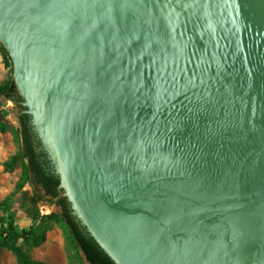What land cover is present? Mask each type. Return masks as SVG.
<instances>
[{"label":"water","instance_id":"water-1","mask_svg":"<svg viewBox=\"0 0 264 264\" xmlns=\"http://www.w3.org/2000/svg\"><path fill=\"white\" fill-rule=\"evenodd\" d=\"M0 41L117 264H264V0H0Z\"/></svg>","mask_w":264,"mask_h":264},{"label":"trees","instance_id":"trees-1","mask_svg":"<svg viewBox=\"0 0 264 264\" xmlns=\"http://www.w3.org/2000/svg\"><path fill=\"white\" fill-rule=\"evenodd\" d=\"M4 55L11 59L6 49ZM0 98L13 101L20 112L17 133L21 141V148L17 154L9 156L4 161V165L9 169L17 160L21 159L22 171L18 184L21 197L32 206H36L39 202H48L58 208V211L52 215L65 223L86 263L117 264L86 228L76 220L67 196L63 190H59L60 179L55 173V168L47 153L42 149L37 150L41 144L29 123L31 115L26 112L24 98L17 88L13 75L0 82ZM0 131H5L4 125L1 123ZM26 182L31 186V194L22 189ZM1 207H8L6 199L0 200ZM42 240H44L43 234L32 228L17 227L11 215L7 217V220L0 215V252L2 248L10 250L15 256L17 264H50L32 258L21 245V241L38 244Z\"/></svg>","mask_w":264,"mask_h":264},{"label":"rangeland","instance_id":"rangeland-1","mask_svg":"<svg viewBox=\"0 0 264 264\" xmlns=\"http://www.w3.org/2000/svg\"><path fill=\"white\" fill-rule=\"evenodd\" d=\"M5 49L0 41V82L13 75V62L4 55ZM19 114L18 107L13 101L0 98V123L5 128L4 132L0 131V200L6 199L8 206L0 208V215L6 220L11 215L17 227L32 228L44 235V240L38 244L21 241L22 247L32 258L50 264H88L65 223L52 215L58 208L48 202H39L32 206L21 197L18 186L22 171L21 159L9 169L5 168L4 161L9 156L17 154L21 148L17 133ZM22 189L32 193L27 182ZM0 264H17L15 256L7 248L1 249Z\"/></svg>","mask_w":264,"mask_h":264}]
</instances>
